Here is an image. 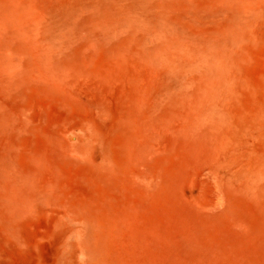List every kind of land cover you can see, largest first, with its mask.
Instances as JSON below:
<instances>
[{
  "label": "rangeland",
  "instance_id": "obj_1",
  "mask_svg": "<svg viewBox=\"0 0 264 264\" xmlns=\"http://www.w3.org/2000/svg\"><path fill=\"white\" fill-rule=\"evenodd\" d=\"M92 1L0 0V13L19 7L35 22L9 40L13 72L0 61V264H264V193L235 176L264 156V0H105V20L82 25L41 68L52 13ZM141 16L138 30L105 34L115 18ZM234 17L235 147L193 124L202 94L163 92L183 76L187 48L223 46ZM148 34L162 38L157 58L140 52Z\"/></svg>",
  "mask_w": 264,
  "mask_h": 264
},
{
  "label": "bare ground",
  "instance_id": "obj_2",
  "mask_svg": "<svg viewBox=\"0 0 264 264\" xmlns=\"http://www.w3.org/2000/svg\"><path fill=\"white\" fill-rule=\"evenodd\" d=\"M19 2L22 5L23 2L22 3H21V1H19ZM234 3H235V1H234ZM13 4H15V3H13ZM13 4H11V6H14ZM20 4L19 5L17 4V5L20 6ZM17 5L15 7H17ZM107 6L105 5V0H94V2L92 1V3H90V4H83V5H80L79 7H75L74 6L75 9H73L69 13H66L65 11H63V12H65L63 15L52 13L51 18H50L51 21L49 20L50 22L45 21V20L42 21V19L41 20L39 19L40 20V22H38V23H40L39 27H43V29L45 30V26L48 25V28H46V31H49V33H50V40H49L50 43H49V45L48 46H44L43 50L41 48V50H42L41 54L42 55H41L40 58L42 60H44V62H40L39 60L38 61L41 64H45V65H42L41 68H43V67L44 68H50L51 63L49 64V62L51 61V58H52V55H53L52 53H54L67 40L71 39L72 37H77L78 33L80 32V27L82 25L89 23V21L92 22L94 19L96 20V22L97 21L101 22V21L105 20ZM2 8H3V13H0V39H1L0 40V42H1L0 43V61H2V63L4 62L3 63V67L6 66L5 70H6L7 73H9L10 71H12V69L16 65V60L14 59L16 57H15V55H13V54H15V52H14L15 49L13 48V44H12V46H10L9 40L11 42L14 40L13 42H15V43H16L15 40H17V39L20 40V38H21V40H23L25 38V36H22V34L25 35L26 32H28L30 30L29 29V30L26 31V29H24L25 25L28 24V23L30 25H32L35 22L33 23L31 20H30V22H28L29 21L28 20L26 22V24L24 23L25 22L24 18H27L28 14H29V11H28V14L26 12V13H24V15L23 14L21 15V14H16V11H19L18 10L19 7L18 8H14V11H13V9L6 10V6H4ZM62 8H63V6H62ZM83 12H90L91 14H90V16L82 15ZM113 13H114V11H113ZM109 14H111V13H109ZM23 16H26V17H23ZM18 17H20V19H18ZM21 18H22V20H21ZM109 19H111V18H109ZM143 20L144 19H143L142 16L139 19L138 18H135V19L133 18L132 20H130V18L126 19V17H125V19H123V18H121V19L115 18L114 22H112V21L110 22L112 25L107 27V31L105 30L106 31L105 34L107 36L112 35V37H114L113 35L116 36L115 32H117L118 30H121L120 32L122 33V31H124V29L127 30L126 28H128V27H134L133 29H135L136 27L139 28L140 25H142ZM238 20H239V18L236 19V17H234V20L231 19V21H229V24L226 27H224L225 30H224V33L222 34V36L224 38L223 46L222 45H220V46L219 45H214V43H210V44H207V45L205 44L204 47H202L201 45H200V47H197V44H195L196 46L192 45V47L190 46L191 48H187L188 51H187V56H186V58L184 60L185 61V66H184V69H183V76L181 77L179 75L180 78L177 77V80H175L176 82H175L174 88L171 89L169 87V88H167V89H165L163 91L164 92V96L165 97L167 96L168 98H171L173 101H178L179 99H182V98H184L186 96L191 95V96H194L195 102H196L198 100V95L202 94V96L204 98H207L208 101L206 103H204L203 107L201 108L202 109V111H201L202 114L200 113V115H198L196 121L193 124L195 126L200 127V129L202 128L203 135L204 136L206 135L205 137H207V138H209L210 136H211L210 138L215 137L217 134L216 135H214V134L218 133L220 131V133H223L224 135H227L226 137L229 138V139H227V142L228 143L230 142V145L232 144L233 146L235 144H238L237 142H239V139H240L239 137H235V136H240V135H239V133L236 132L237 129H236L235 133H233V131H232V126H231L232 124L229 123V118L227 116L226 102L228 101L227 96H228V94L230 92V89L232 87V81L234 80V79L232 80V71H231L232 68H231V64H230L229 59H230V52H232V51H230L231 50L230 46L232 45L233 42L235 43V40H236V34H237V28H238ZM22 21H24V22H22ZM41 21L42 22H48V23L47 24L45 23V26H44V24L41 23ZM17 22H20V23H17ZM21 22H22L23 25L19 26V24H21ZM36 23H37V21H36ZM102 24H103V22H102ZM135 25H136V27H135ZM27 27L28 26H26V28ZM22 28L26 32L24 33V31H23L22 34H21L20 33V29H22ZM37 28L38 27H36L35 30ZM82 28H83V26H82ZM85 28H88V27H85ZM99 28H100V26H99ZM41 29H40V31H41ZM37 30L36 31L31 30V31L34 32V34H35L34 36L35 37H37V35L38 36L41 35V34H37V33L40 32L39 28ZM35 32H37V33H35ZM113 33H115V34H113ZM17 35L19 37L20 36L21 37L18 38ZM158 35L159 34H148V37L145 38L144 44L142 43L143 45L141 46V49L139 48L140 52L142 53V57H147V58L150 59V58H152L154 56L153 58H157L155 56H157L158 54L160 55V53H163L164 51H166L164 47L161 48L160 46H157V43L154 44V40L155 41H159L160 39L162 40V38L160 36H158ZM165 35H166V32H165ZM10 36H12L13 39L9 38ZM14 37H15V39H14ZM22 37H24V38H22ZM104 39H106V38L104 37ZM36 40H38V39H36ZM184 43L185 42H183V44ZM190 43L192 44L191 41H190ZM206 43H207V41H206ZM35 44L36 43L34 42V45ZM36 46H37V44H36ZM180 46H179V48H181ZM45 47H46V50H47L48 53L46 52ZM168 48H169V46L166 44V49H168ZM182 49H183V47H182ZM180 51L181 50H179V52L177 51V54L179 53V55L176 54V57L181 55ZM8 52L13 53L12 55L14 56V58H13L12 55H8L7 54ZM44 52H46V54ZM231 54H233V53H231ZM42 56L44 58L46 57L48 59H49L48 56H50L51 58L49 60L46 59V58L43 59ZM189 56H192V59H190ZM180 59H181V56H180L179 60ZM45 61H47V62H45ZM2 63H0L1 64L0 68H3L2 67ZM46 63L49 64V65L46 66ZM177 63L179 64L180 62H177ZM20 67H18V68H20ZM179 67H180V64H179ZM8 68H9V71H7ZM179 69L181 70V68H179ZM47 71H49V70H47ZM53 71H54V69H53ZM4 72H3V74H4ZM178 72H179V70H178ZM0 73H1V70H0ZM56 74H57V72H56ZM176 76H177V74H176ZM230 93H232V92H230ZM189 99L191 100V97ZM162 100H165V99L162 98ZM199 100H201V99H199ZM168 101H170V99L166 100L165 103H168ZM170 103H172V102L170 101ZM190 103H189V105H190ZM162 106H161V108H162ZM156 107H158V105H156ZM161 108H159V109H161ZM231 120H233V119H231ZM216 131H218V132H216ZM238 131H239V129H238ZM220 140L221 139H219V141ZM221 142L222 141H220L217 145L214 144V147L221 146V145H219ZM227 149L229 150V147ZM219 151H220V149H219ZM224 151L226 152V150H224ZM228 155H230V154H228ZM228 158H229V156H228ZM235 158H236V156H235ZM231 160H232V158H231ZM255 162L253 164H248V165H246L244 167L241 166V168L236 171V173H235L236 175L235 176H239V179H241V178L243 179L244 178V180L246 182L244 180H242V181L245 182L246 184H248V186H252L253 188L258 189L259 192L264 193V156L260 157L259 159H256Z\"/></svg>",
  "mask_w": 264,
  "mask_h": 264
}]
</instances>
